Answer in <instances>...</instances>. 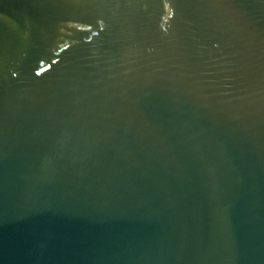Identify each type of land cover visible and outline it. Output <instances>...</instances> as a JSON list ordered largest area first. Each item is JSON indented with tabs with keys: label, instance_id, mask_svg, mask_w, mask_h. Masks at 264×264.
Instances as JSON below:
<instances>
[{
	"label": "water",
	"instance_id": "obj_1",
	"mask_svg": "<svg viewBox=\"0 0 264 264\" xmlns=\"http://www.w3.org/2000/svg\"><path fill=\"white\" fill-rule=\"evenodd\" d=\"M0 264H264V0H0Z\"/></svg>",
	"mask_w": 264,
	"mask_h": 264
}]
</instances>
